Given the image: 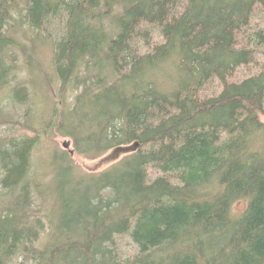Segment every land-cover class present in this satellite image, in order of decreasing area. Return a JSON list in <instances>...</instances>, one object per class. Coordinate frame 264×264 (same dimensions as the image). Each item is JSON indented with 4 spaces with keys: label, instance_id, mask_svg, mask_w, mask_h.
I'll return each mask as SVG.
<instances>
[{
    "label": "trees",
    "instance_id": "1",
    "mask_svg": "<svg viewBox=\"0 0 264 264\" xmlns=\"http://www.w3.org/2000/svg\"><path fill=\"white\" fill-rule=\"evenodd\" d=\"M263 15L264 0H0V85L16 47L59 79L55 126L75 143L47 181L37 137L0 136V264H264ZM9 92L32 100L27 82ZM135 142L102 171L75 161Z\"/></svg>",
    "mask_w": 264,
    "mask_h": 264
},
{
    "label": "rangeland",
    "instance_id": "2",
    "mask_svg": "<svg viewBox=\"0 0 264 264\" xmlns=\"http://www.w3.org/2000/svg\"><path fill=\"white\" fill-rule=\"evenodd\" d=\"M64 25L65 19L57 18L49 30L55 37H60L64 33ZM34 39L37 49H42L41 52L38 53V58H40L44 64L46 70L44 72L47 73L46 76L48 74L51 76L54 72L50 55L48 54L51 49V41L49 40V43H46V41H42L40 37L37 38L36 36H34ZM10 56L16 59L18 68L10 70L7 75L8 81L0 85V105H4V111L11 120V123L0 126V136L16 134L20 136L28 135L37 137V142L31 156L32 172L35 175L38 173L40 176L42 173L47 172L49 175L51 174V177L45 175L43 179L52 181L57 167L59 166L58 168H60V164L63 163L60 160L59 162L56 161V154L63 151L69 152L68 149L63 146L64 141L70 140V148L73 150L75 149L73 138L61 134L59 129L55 126L59 121L57 116L60 112L67 111L70 108L71 99L69 97L66 99L60 98V96H58L59 79L55 78L54 80V78H52V83L46 84V79L43 77V74L42 77H40L38 68L30 70L25 64L24 56L18 48L15 47L11 51L6 52V65H10V61L7 60V57ZM19 81H23L24 83L27 82L32 94V100L30 102L21 104L10 98V88ZM49 84H52V86H48ZM47 94H52L56 99V104L61 105L56 107L54 101L50 100ZM63 99L65 100L64 105H62ZM65 116V120L69 121L67 115ZM14 122L15 124H13ZM33 128H35L37 132ZM128 153L129 152H116L115 149H113L96 159L78 156L75 157V161L77 160V163L83 171L98 172L121 160ZM54 162L55 164L52 166L51 164ZM155 177L156 174L151 171L150 179H154ZM6 200V197L0 196V205H4V201ZM244 207L245 203L243 201L237 202L234 205V212L238 214L242 212ZM117 243L121 254L124 255L123 257L136 254L139 250L137 244L132 240L129 234L119 236L117 238Z\"/></svg>",
    "mask_w": 264,
    "mask_h": 264
},
{
    "label": "water",
    "instance_id": "3",
    "mask_svg": "<svg viewBox=\"0 0 264 264\" xmlns=\"http://www.w3.org/2000/svg\"><path fill=\"white\" fill-rule=\"evenodd\" d=\"M71 145V141L70 140H67V141H64L63 143V146L65 148H68L69 146ZM139 146V143L138 142H135L134 145H129V146H121V147H118L115 149V151L117 152H130V151H133V150H136ZM74 154V150L71 151V155Z\"/></svg>",
    "mask_w": 264,
    "mask_h": 264
},
{
    "label": "flooded vegetation",
    "instance_id": "4",
    "mask_svg": "<svg viewBox=\"0 0 264 264\" xmlns=\"http://www.w3.org/2000/svg\"><path fill=\"white\" fill-rule=\"evenodd\" d=\"M67 149H68V151H69L70 153H71V151L73 150V149L70 148V146H69Z\"/></svg>",
    "mask_w": 264,
    "mask_h": 264
},
{
    "label": "bare ground",
    "instance_id": "5",
    "mask_svg": "<svg viewBox=\"0 0 264 264\" xmlns=\"http://www.w3.org/2000/svg\"><path fill=\"white\" fill-rule=\"evenodd\" d=\"M259 10V9H258ZM263 14V13H262ZM264 16V15H263ZM56 48V47H55ZM197 259V258H196ZM208 259V258H207Z\"/></svg>",
    "mask_w": 264,
    "mask_h": 264
}]
</instances>
